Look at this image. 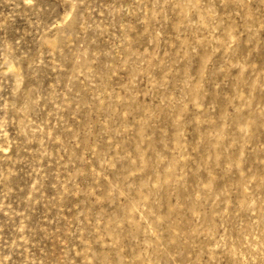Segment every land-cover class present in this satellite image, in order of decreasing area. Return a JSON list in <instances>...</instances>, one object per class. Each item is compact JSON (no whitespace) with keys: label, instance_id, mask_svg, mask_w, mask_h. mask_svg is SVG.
<instances>
[{"label":"rangeland","instance_id":"rangeland-1","mask_svg":"<svg viewBox=\"0 0 264 264\" xmlns=\"http://www.w3.org/2000/svg\"><path fill=\"white\" fill-rule=\"evenodd\" d=\"M0 264H264V0H0Z\"/></svg>","mask_w":264,"mask_h":264}]
</instances>
